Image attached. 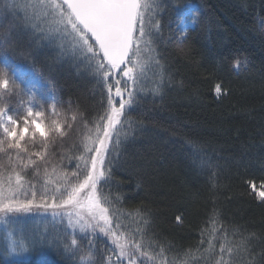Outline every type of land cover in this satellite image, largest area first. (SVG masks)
<instances>
[{"label": "trees", "instance_id": "16d2710c", "mask_svg": "<svg viewBox=\"0 0 264 264\" xmlns=\"http://www.w3.org/2000/svg\"><path fill=\"white\" fill-rule=\"evenodd\" d=\"M189 2L196 6V26L181 35L174 27ZM6 11L7 25L13 26L15 12ZM155 20L160 28L153 47L160 67L150 66L149 78L138 86L119 143L114 137L105 156L99 193L128 231L143 228L141 219L148 221L145 242L152 248L147 250L163 246L168 264L174 259L179 264L189 250V264H204L198 248L202 232V247H208L213 228L226 229L230 238L233 231L251 236L256 264H264L259 255L264 252V201L254 189L264 188V0H169ZM19 21L13 20L17 26L9 51L31 61L55 84L58 110L65 115L78 111L91 127L103 112L104 97L88 64L67 49L54 52L33 44L32 31ZM20 30L25 34L15 41ZM60 53L64 68L55 64ZM75 140H68L58 155L83 153ZM63 162L75 168V160ZM13 225H19L31 252L9 258L5 231L12 226L6 224L0 229V264H78L79 257L67 253L60 240L48 257H39L30 227ZM233 239L238 242L239 235ZM91 240L100 259L110 254L104 251L111 247L109 237ZM82 243L87 250L85 238Z\"/></svg>", "mask_w": 264, "mask_h": 264}, {"label": "snow or ice", "instance_id": "6c2138e0", "mask_svg": "<svg viewBox=\"0 0 264 264\" xmlns=\"http://www.w3.org/2000/svg\"><path fill=\"white\" fill-rule=\"evenodd\" d=\"M18 6L25 23L39 28L45 38L60 39L62 49L65 42L69 43L73 53L79 50L101 87L103 112L90 127L78 111L65 115L58 110L54 96L44 98L42 103L36 97V84L27 79L29 74L7 56L10 43L0 40V214L52 209V216H60L62 223L67 216L66 231L72 230V238L65 250L82 252L79 264L96 261L94 242L89 240L88 249L82 250L75 238L77 230L93 235L98 231L110 238L111 247L104 249L110 254L102 256L101 264H157L158 260L159 264H168L163 246L158 251L147 250L152 248L151 242H145L148 221L141 219L138 223L143 228L128 231L105 206L98 190V184L106 178L104 163L109 145L114 137L119 143L126 111L140 91L137 85L150 66L160 67L153 47L160 22L153 17L145 19L147 12L158 6V0H22ZM186 31L184 28L181 35ZM220 90L216 85V92ZM48 99L53 101L50 105ZM81 127L87 129L80 140L83 153L61 154L59 163H53L58 149ZM65 159L76 161L72 171L60 167ZM29 170L43 183L26 179ZM258 195L264 201V191ZM181 219L176 217L178 222ZM210 222L215 225L217 220L210 217ZM238 235L237 242L233 238ZM232 237L226 229L213 228L208 247L203 248L202 232L198 251L204 264H240L241 259L244 264H256L249 244L252 237L236 231ZM17 247L24 245L13 241L12 250ZM184 255L179 264H189L191 250ZM259 255L264 258V252Z\"/></svg>", "mask_w": 264, "mask_h": 264}, {"label": "rangeland", "instance_id": "374dc122", "mask_svg": "<svg viewBox=\"0 0 264 264\" xmlns=\"http://www.w3.org/2000/svg\"><path fill=\"white\" fill-rule=\"evenodd\" d=\"M169 0H158V6H156L153 9H150L146 16L145 19L147 20L148 17H153L154 20L156 18V15L158 14L159 11L164 10L167 2ZM22 0H0V40H7L9 42V39L11 37V32L15 30L16 26L19 25V20L24 21V12L23 10L18 6ZM151 2V0H149ZM174 7H180L176 4H174ZM196 8L195 4L193 3H184L182 8L180 9L182 11V15L179 18V21L177 22L176 26L174 27V30H177L181 33V31L186 28L187 31L194 26H196V15L194 12V9ZM9 10L10 12H15L13 16L14 23L17 24L15 25L13 23V20L11 23L13 26L7 25V11ZM18 18V19H17ZM25 22V21H24ZM10 23V24H11ZM39 23V22H37ZM170 26V25H169ZM23 27L28 29L29 31H32V35L30 36V40L33 44L38 45H43V49L46 50L47 48L50 49V51L54 52H63V49H67L69 55H75L77 54V58L84 60L83 57L80 56L79 50H77L75 53H73L70 49L69 43L65 42L63 49L61 48V41L60 39H53V38H45L41 32L39 31V28H34L26 23H23ZM15 28V29H14ZM171 27H169L170 31ZM186 31V32H187ZM184 32V34L186 33ZM25 34L24 30H20L16 32V35L14 37V40H19L20 36ZM43 37V38H42ZM45 38V39H44ZM158 39V37L156 38ZM7 56L13 62L14 64L18 65L22 70L27 72L29 75L27 79L32 80L36 84V97L37 99H40L41 102L43 103L44 98L51 96H54L56 100L58 101V96H59V91L55 87V84L49 79V78H44L32 65L31 61H26L25 59H18L9 51V47L7 48ZM55 64L58 67H66L63 62L64 58L62 53L58 54L55 56ZM61 58V61H60ZM86 62V61H85ZM78 64V63H77ZM87 64V62H86ZM89 67V66H88ZM150 69V68H149ZM82 71H84L82 69ZM149 71V70H148ZM85 72V71H84ZM146 73H148L146 71ZM147 75V74H146ZM145 75V78L147 76ZM158 75H156L157 77ZM143 80V79H142ZM141 83V82H140ZM140 83L137 85V87L140 85ZM52 99H48L47 103L50 105L52 103ZM55 118V117H53ZM87 133V129L81 127L80 131L78 134L74 136L73 139L76 138L75 143H78L80 146L83 147V145L80 143V140L82 137ZM72 139V140H73ZM115 139V138H114ZM70 141V140H69ZM66 141L65 143H67ZM64 143V145H65ZM112 143H110L109 148ZM63 145V146H64ZM61 150V149H60ZM84 150V149H83ZM59 156L57 155L56 158L54 159L53 163H59ZM51 164L49 165V169L51 170ZM60 167H66L68 171H72L74 168L68 167L65 165L63 162L60 164ZM29 172V177L27 176L26 179L28 180H33L36 182L38 185L43 183V180L41 177H33L31 170ZM41 172H43V168H41ZM255 191L259 193L260 191H264V188L262 187H254ZM21 199H23V195L20 196ZM86 211V210H85ZM26 223L30 228L28 234H30V239L31 242L34 245H39V252L38 255L41 256H46L48 257V254L53 252V248L56 246L57 241L60 240V243L63 245L62 247H65V244H67L70 239L72 238V230L68 229L66 231V224H67V216L63 218V223L61 222V217L52 216V209H48L47 211H44L43 209H33L31 212H21V213H14V214H9L7 216L0 214V229L6 226V224H11L12 229L11 231L8 232V230L5 231V241L7 242L8 245V256L11 259L15 258H22V257H28L30 254L31 250L28 246L24 245L25 242L22 241L21 237V232L18 230L19 225H13V224H19V223ZM96 235H103L102 233H99L98 231L93 235L91 231H89L87 234L86 233H80L79 230L76 232V239L79 241L80 248L82 250H85L86 247L83 246V240L85 238L87 244V247L89 246V240L92 239L93 236ZM13 241L20 242L24 245L23 248L17 247L15 251L12 250V243ZM38 244H37V243ZM58 245V243H57ZM61 247V248H62ZM65 249V248H64ZM86 251V250H85ZM67 253L73 255L74 257L78 256V264L80 261V256L82 255V252H73L71 249L66 250ZM45 259V258H44ZM94 259L96 261V264H101V259L99 258V255L94 252Z\"/></svg>", "mask_w": 264, "mask_h": 264}]
</instances>
